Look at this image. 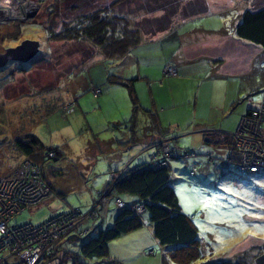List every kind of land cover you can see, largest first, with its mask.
I'll list each match as a JSON object with an SVG mask.
<instances>
[{"label":"rangeland","instance_id":"obj_1","mask_svg":"<svg viewBox=\"0 0 264 264\" xmlns=\"http://www.w3.org/2000/svg\"><path fill=\"white\" fill-rule=\"evenodd\" d=\"M114 1L27 0L29 5L25 6L23 16H17L15 6H9L16 11L11 10L6 17L0 12V54L24 39L38 42L37 52L30 61L10 59L0 68V176L9 174L25 158L13 143L24 135L33 134L44 145L57 147L62 153L55 161L52 160L54 154L47 158L53 150L43 153L44 162L53 163L52 169L50 165L44 168L43 163L40 166L53 186L54 194L45 197L37 206L20 212L14 220L17 224H38L50 215L70 208H79L85 215L92 208L104 207L108 198H102L105 189L101 188L109 180V173L134 168L152 152L151 147L140 152L141 147L149 146L147 142L139 143L140 146L131 150L121 149L126 145L125 128L128 131L134 129L136 118L131 126L123 125L125 128L110 122L111 117L127 118L126 121L130 118L132 105L126 88L111 85L108 87L110 93L104 94L105 85L102 93H94L101 92L99 85L107 74L119 70L121 61L94 53V46L85 40L51 42L45 32V26L61 30V19L72 17L74 13L68 7L76 2L79 3L78 13H89ZM173 1L166 6L172 23L175 25L179 21L173 29V40L155 39L151 45H146L148 42L145 41L130 54L140 55L145 62H157L169 59L173 52V56L178 55L177 60L185 61L181 62L182 70L178 68L179 75L172 63H165L163 75H159L163 83L159 86L150 81L153 91L150 93L155 97L156 111L167 134L174 137L180 149H193L196 153L195 157L186 159L172 158L168 164L169 182L180 208L197 228L201 258L194 264L233 260L245 252L244 260L253 262L264 252V172L248 174L217 159L209 161L208 152L216 158L226 155L229 144L205 142L202 132L211 129L233 133L240 116L260 100V90L264 88V48L238 37L235 43L218 44L222 40L219 32L206 34L199 30L213 27L230 35L240 12L264 6V0H201L206 12L194 16L184 15L189 11L184 7L190 4L196 8L197 0ZM122 2L106 11L128 14L133 26L136 21L149 20L148 26L143 28L145 33L140 35L142 40L162 32L151 30L153 19L165 14L164 10L157 9L165 5V0ZM49 4L54 7L51 14H48ZM66 25L71 26L70 23ZM15 26H21L18 36L6 37ZM203 38L215 42L214 47L200 50ZM191 44L197 47L196 51L184 55L186 46ZM217 54L226 59L224 73L227 80L212 78L208 73V64L212 63L208 57ZM89 55L90 58H86ZM167 68L172 72L166 71ZM146 69L144 72L150 77L156 75V69ZM167 80L172 81L167 83ZM135 83L140 103L148 108L151 103L148 82L143 79ZM69 107L70 111H67ZM142 115L140 113L141 121L145 118ZM193 167L194 174H191ZM96 190L103 194L98 196ZM123 197L127 198L126 195ZM108 213L104 227L111 225L116 214L112 202ZM143 218L146 223L140 231L142 240L134 239L135 233L122 234L108 242L106 258L79 254L81 239L72 242L67 240L68 236L61 245L77 253L75 264H161L163 248L153 237L147 215ZM88 220L91 224L93 219ZM89 230L91 232L92 227ZM150 249L155 250L153 255L146 254ZM66 254L62 264H73V253Z\"/></svg>","mask_w":264,"mask_h":264},{"label":"trees","instance_id":"obj_2","mask_svg":"<svg viewBox=\"0 0 264 264\" xmlns=\"http://www.w3.org/2000/svg\"><path fill=\"white\" fill-rule=\"evenodd\" d=\"M122 1L125 2L126 0H116L111 4L109 3L108 6L106 5L101 8L102 10L98 8L96 12L89 13H78L76 10L79 8V3L77 2L70 5L68 9H72L70 12L74 14L69 20H66V17L61 19L63 23L61 30L55 31V28L52 26H45L48 40L51 42L59 40H85V42L94 46V53L108 59H119L127 55L133 47L137 46L142 41L140 35L145 33L143 28L147 27L150 22H147L149 20L143 23L136 21V24L133 26L128 19V14H121L120 12H118V14H109L110 11H106V9L110 10L115 5H119ZM165 1V5L157 7V9L160 8L159 10H164L165 14L161 15L159 18L153 19L154 28L155 26H157V28H153L151 30L152 32L163 31L172 23L171 16L167 12V7H169L170 2L174 1ZM49 6L51 9L48 14H51L53 13L54 7L52 4H49ZM196 6L197 7L194 8L193 5L189 4L188 7H184L186 10H189L185 11L186 13H184V15L206 12V7L201 0L196 1ZM177 9L178 7L173 11V15L176 13ZM67 23H70L71 26L66 25ZM20 27L21 26L16 27L13 32H8L5 36L16 38L19 34ZM234 34L240 39L252 42L264 48V6L257 9H244L234 27ZM90 56L91 55L86 58H90ZM106 81L109 83L115 82L126 87L132 105L131 116L128 120V123L131 125L134 123L135 114L139 107L132 79H122L115 75L108 74L106 76ZM154 125L162 130L161 126H158L157 123H154ZM130 131L134 132V129ZM231 134L224 136L213 135L209 138L208 142L215 144L221 142L226 145L231 144ZM132 135L134 134L131 133V138ZM13 143L23 156L39 164H42L45 160L43 155L44 152L53 150V161L57 160L58 156L60 157L62 155L57 147L44 145L33 134H27L21 138H16ZM146 160L139 163L134 168L109 174V180L101 188L106 189L108 186H111V191L106 195V199L108 198L109 204L112 202L115 207L114 200L116 198H121L125 205L116 209V214L114 215L111 225L107 227H95L93 224H88L89 221H87L83 228L92 227L91 232L89 230V232L82 236L72 234L67 238L68 241L72 242L81 239L78 245L79 254L89 257H108V242L122 234L141 228L146 223L143 218L144 214H146L147 222L151 226L153 237L160 247L163 248L161 264H194L201 258L199 241L197 239V228L192 223L190 217L181 210L176 194L169 182L170 165L162 168L153 167L146 165ZM52 168L53 163H51V169ZM43 174L52 192H54L55 190L47 180L44 171ZM99 192L101 193V191ZM123 195H126L127 198L125 199ZM129 197L131 200H128ZM133 204H140L143 207V212L141 214L136 213L132 208ZM100 208L104 209V207L100 205L96 207L94 211L98 213V210H101ZM57 249L62 251V254L65 255H67V252L73 253L72 263L75 264L77 262L76 252L68 248ZM154 253L155 250L153 249L152 254H146L153 255ZM245 256L246 252L233 260H214L198 264H255L254 260L253 262H249L248 260L245 261ZM49 262L51 263L53 261L49 260ZM11 263L10 261L6 262V264ZM17 264H20V262ZM41 264H45V262Z\"/></svg>","mask_w":264,"mask_h":264},{"label":"built area","instance_id":"obj_3","mask_svg":"<svg viewBox=\"0 0 264 264\" xmlns=\"http://www.w3.org/2000/svg\"><path fill=\"white\" fill-rule=\"evenodd\" d=\"M166 71L171 69L167 68ZM260 92V100L240 116L237 127L231 134L232 141L227 147V154L216 158L208 152L206 156L209 161L217 159L243 173L264 172V88ZM67 111H70V107ZM150 147L152 152L147 157L146 165L158 168L168 166L172 158L186 159L196 156L193 149H180L177 141L170 136L158 137ZM53 154L54 152L48 154L47 158L50 159ZM43 164L44 168L50 165L46 162ZM194 169L195 167L190 171L191 174H194ZM110 191L111 186H108L104 194L99 191L96 194H103V198ZM52 194L40 164L29 158H23L9 174L0 176V264L8 261L11 264H41L49 260L62 264L64 254L57 248H63V239L72 234L82 236L89 232L90 227L83 228L82 225L90 221L88 219L96 217V207L88 210L85 215L77 208H70L52 214L38 224L14 222L24 209L37 206ZM114 205L121 208L125 204L121 198H116ZM132 208L138 214L143 212L140 204H133ZM147 253L152 254L153 249Z\"/></svg>","mask_w":264,"mask_h":264},{"label":"crops","instance_id":"obj_4","mask_svg":"<svg viewBox=\"0 0 264 264\" xmlns=\"http://www.w3.org/2000/svg\"><path fill=\"white\" fill-rule=\"evenodd\" d=\"M240 13H242V12H240ZM240 15L237 18V22H238V20L240 18ZM196 16H198V15H196ZM237 22H236V24H237ZM176 24L174 25L173 23H171V25L167 29H165L162 32H159V34L158 33L155 34L154 37H151V38L149 37V38L143 39L137 46L133 47L127 53V55L119 58V60L122 63V66L119 68V70L116 73H114V74L109 73V74L115 75L117 77H120L122 79H132L135 91H136V87H135L136 83H135V81H140V80H143V79L146 80V82H148L147 86H149V96L151 98L150 99V101H151L150 106L148 108H145L140 103V97H139V95H138V93L136 91L139 107L137 108V111H136V117L135 118H136L137 122H136V125L134 123V132L128 131V129L125 128L128 125H130V123H128V121H126L127 118L119 119L118 117H111V121L110 122H115L116 124H118V126H121L119 128H125L127 130L126 131V133H127L126 145H123V147H121V149L131 150L135 146H140L139 143H143V142L144 143L145 142L149 143V146L141 147L140 152H143V151L147 150L151 146V144L158 137H160V136H170V135L167 134L166 130L161 126V120H160V117H159V115H158V113L156 111L157 102H155L154 95H153V97H151V93H150V92H153L152 88H151V85H150V81L159 83V86L162 85L163 82L161 81L159 75H163L162 74V67H164V64L165 63H172L175 66V69L177 71V75H179L178 68L181 71L182 70V66H181L182 63L181 62H185V61L177 60V58H178L177 56L178 55H174L173 56V52H172V57H169V59H167V60L163 59L162 61L158 60L157 62L146 60L147 62H145V61H143V59H142V57L140 55L139 56H135V55L130 54V52H132V50L135 49L136 47H140V45L143 44L145 41L148 42V43H145L146 45H151L150 43H154L153 40H155V39H158L159 41H162V42H168L170 40H173L171 37H172L173 33H175L173 31V29L176 27ZM235 25L233 23V25H232L233 27L231 29L230 35L227 34L226 31L223 30V29H214L213 27L201 28V30H199V31L201 33H206V34L219 32L220 35L222 36L221 37L222 40L218 44L227 43V42L235 43L236 42L235 40H236V37H237L234 34ZM237 41H239V40H237ZM190 42H192V40H190ZM217 42H218V39H217ZM193 43L198 44L196 41H193ZM213 43H215V42H212L211 39L209 41H207L205 38H203V41L200 42V44H201L200 50H203V49H205L207 47H209V48L214 47ZM196 49H197V47L195 45L193 46L192 44L190 46H186V50L184 52V55H190L193 52H195ZM210 58H213V59H210ZM191 60H194V59H191ZM208 60L212 61V63L208 64V67H207L209 69V70L207 69L208 73L211 74V77L212 78H216V79L223 78V79L227 80L228 76H225L226 74L224 73V70L226 69V61H225L226 59L223 58V57H219V55L217 54V56L208 57ZM116 62H115V64H116ZM130 68H131V70L129 71V73H127V71ZM143 68L144 69L148 68L146 70H150L151 68L156 69L157 71L154 72L156 75H152L151 74L152 77H150V75H148V73L144 72ZM141 72H143V73H141ZM154 76H157V77L153 78ZM163 77H167V76H163ZM170 81H172V80H169V81L167 80L166 82L169 83ZM105 85H107V86H105ZM111 85H120V84L115 83V82L109 83V82L106 81V78H105V81L99 85V88L101 90L100 93H102L103 86H105L104 88L106 89L105 90L106 92L104 94H109L110 92H108L109 91L108 87H112ZM120 86L124 87L123 85H120ZM126 91H127V89H126ZM211 102H212V100H211ZM75 104H77V101H75ZM140 113H143L142 116L145 117L143 119V121L139 120ZM154 123H157L158 126H161L162 130L157 128L154 125ZM155 127H156V129H155ZM204 129H205V127L202 128V131ZM131 133L134 134V135H132V138L130 137ZM202 134L204 136V141L208 142L209 138L212 137L213 135H223L224 136V135H230L231 133L228 134V132H224V131H216V130H211V129L208 130L207 129L204 132H202ZM172 138H174V137H172ZM145 140H148V141H145ZM134 157H135V155H134ZM111 174H112V172H111ZM129 199L131 200L130 197L128 198V200ZM114 208L117 209L116 207H114ZM100 209H102V208H100ZM108 210H109V201L107 203H105L104 209H102L100 211L98 210V213H97L96 217L93 218V220L91 221L92 223L90 225L93 224L95 227H98V226L104 227L105 226V221L108 219V216H109ZM82 226H84V225H82ZM143 226L141 228L137 229V230L129 232L131 234L135 233L134 237H133L134 239H138L139 241L142 240V232H140V231L143 228ZM142 245H145V243H143Z\"/></svg>","mask_w":264,"mask_h":264},{"label":"water","instance_id":"obj_5","mask_svg":"<svg viewBox=\"0 0 264 264\" xmlns=\"http://www.w3.org/2000/svg\"><path fill=\"white\" fill-rule=\"evenodd\" d=\"M38 48L36 40L24 39L20 44L14 48H9L4 54H0V68L10 59L20 61H30L35 56ZM248 110V108H247ZM255 264H264V252L260 253L254 258Z\"/></svg>","mask_w":264,"mask_h":264},{"label":"bare ground","instance_id":"obj_6","mask_svg":"<svg viewBox=\"0 0 264 264\" xmlns=\"http://www.w3.org/2000/svg\"><path fill=\"white\" fill-rule=\"evenodd\" d=\"M10 5H8V3ZM29 5V3L27 2V0H0V12L2 14L3 17H6L7 15L11 14V9L9 6L11 7H17V16H23L25 14V6ZM5 8H7V10H5ZM14 12L16 11L13 10Z\"/></svg>","mask_w":264,"mask_h":264}]
</instances>
